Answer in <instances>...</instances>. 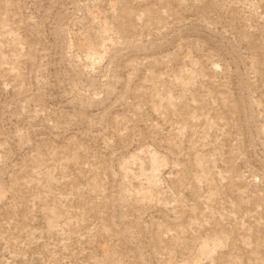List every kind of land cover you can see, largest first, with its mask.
Here are the masks:
<instances>
[{
	"label": "rangeland",
	"instance_id": "1",
	"mask_svg": "<svg viewBox=\"0 0 264 264\" xmlns=\"http://www.w3.org/2000/svg\"><path fill=\"white\" fill-rule=\"evenodd\" d=\"M0 264H264V0H0Z\"/></svg>",
	"mask_w": 264,
	"mask_h": 264
}]
</instances>
